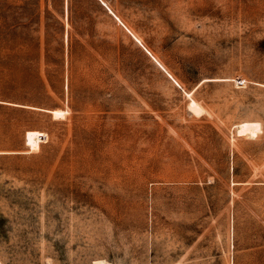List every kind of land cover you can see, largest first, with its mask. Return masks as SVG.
<instances>
[{
    "label": "rangeland",
    "instance_id": "1",
    "mask_svg": "<svg viewBox=\"0 0 264 264\" xmlns=\"http://www.w3.org/2000/svg\"><path fill=\"white\" fill-rule=\"evenodd\" d=\"M101 259L264 264V0H0V264Z\"/></svg>",
    "mask_w": 264,
    "mask_h": 264
},
{
    "label": "bare ground",
    "instance_id": "2",
    "mask_svg": "<svg viewBox=\"0 0 264 264\" xmlns=\"http://www.w3.org/2000/svg\"><path fill=\"white\" fill-rule=\"evenodd\" d=\"M190 103H192L191 108H194L198 112L203 111V107L200 105V103L196 102L195 99L194 100L192 99ZM235 127L237 130V134L239 135L248 134V135L256 136L259 134V132H262V123L260 121H242L240 123L235 124ZM95 264H106V263L101 259V260H97Z\"/></svg>",
    "mask_w": 264,
    "mask_h": 264
},
{
    "label": "trees",
    "instance_id": "3",
    "mask_svg": "<svg viewBox=\"0 0 264 264\" xmlns=\"http://www.w3.org/2000/svg\"><path fill=\"white\" fill-rule=\"evenodd\" d=\"M14 32V30H13ZM24 91L19 88H10L7 91H5V93H3V95H1V97L6 100V101H13V100H24L25 95H24Z\"/></svg>",
    "mask_w": 264,
    "mask_h": 264
}]
</instances>
